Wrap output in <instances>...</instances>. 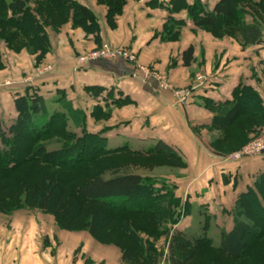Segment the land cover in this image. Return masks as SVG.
<instances>
[{"label":"crops","instance_id":"crops-1","mask_svg":"<svg viewBox=\"0 0 264 264\" xmlns=\"http://www.w3.org/2000/svg\"><path fill=\"white\" fill-rule=\"evenodd\" d=\"M67 1L86 7L98 24L97 30L73 26L70 13L57 32L49 26L45 28L49 40L45 54L23 50L17 58L2 44L0 90L4 94H0V100L5 99L6 103L5 108L0 103V117L13 121L15 116L7 118L15 114L13 98L23 93L27 84L45 99L62 90L74 107L86 113L85 105L95 106L98 100L86 86L113 88L128 98L127 103L113 108L111 119L114 125H120L115 129L117 133L127 144L136 140L147 148L162 140L169 145L184 160L188 172L183 177L167 178L176 185L178 196L190 195V204L196 201L198 226L205 216L208 224L213 221L212 225L220 230L219 222L226 216L224 228L229 230L232 226L229 211L237 196L253 186L257 176L264 172V151L256 157L239 160L221 155L211 148L210 133L218 138L223 130L212 131L209 126L219 112L216 105L229 102L232 91L240 84L257 91L264 106V43L244 44L239 35L208 37L194 26L183 8L173 14L184 22L178 38L163 41L160 33L169 16L171 0H126L121 13L112 19L107 17V6L97 0ZM200 1L211 10L218 0ZM28 5L38 18L34 3L29 0ZM86 20L83 21L89 25V19ZM244 22L253 23L250 15L245 16ZM261 31L264 39V24ZM104 44L133 51L141 65L165 74L172 89L186 88L185 103L177 104L171 89L159 88L152 76L125 60L76 64L79 53ZM190 46L192 60L185 66L184 53ZM45 64H50L52 69L35 75L34 69ZM30 75L29 83L26 78ZM190 218L191 214L183 218L180 231L198 228ZM0 264L123 263L116 249L99 244L87 233L60 229L50 215L40 211H18L12 215L0 213Z\"/></svg>","mask_w":264,"mask_h":264},{"label":"trees","instance_id":"trees-1","mask_svg":"<svg viewBox=\"0 0 264 264\" xmlns=\"http://www.w3.org/2000/svg\"><path fill=\"white\" fill-rule=\"evenodd\" d=\"M28 1L0 0V56L2 44L12 47L14 42L20 39L27 41V47L30 50L23 44L19 45L18 49L25 48L31 53L39 50L41 55L47 52L49 40L45 28L49 26L54 32H57L58 27L54 23L48 25L43 19L40 9L45 14H49L54 8L63 22L69 18L71 13L70 19L73 26H81L87 31L97 30L98 24L94 21L93 14L78 3L67 0H49L51 4L49 11V5L38 2V8L34 7L37 18L31 13ZM98 1L107 6V17L112 19L121 13L126 0ZM181 8L186 10L187 17L195 27L206 28L217 38L239 35L244 44L264 43L261 31L263 22L255 13V10H258L264 15V0H218L211 10H207L200 0H193L191 4L185 0H171L169 16L160 33L161 40L169 41L178 38L184 22L175 19L173 14ZM246 15H250L252 18L251 25L244 22ZM86 19H89V25L85 22ZM192 54L193 49L190 46L184 53L183 64L185 66L190 65ZM85 88L94 97H98L95 105L97 110L100 106L113 109L128 102L127 97L111 88L101 85H88ZM58 94L60 96L55 102L59 105L60 110L56 111L50 108L52 99H45L37 93L33 86L27 84L23 93H18L13 98L15 119L6 123L0 117V193L7 190L12 172H16L26 164L74 170L75 165L86 161L88 157H84V155L87 152L88 154L114 152L113 149L108 150L105 147V141L101 136L86 132L85 111L82 108L74 107L66 99L62 90ZM216 110L219 111V114L217 113L213 118L209 130L222 128L223 131L218 138L211 140L210 146L221 155H226L239 147L230 146L221 150V147L216 146L225 140L227 126L236 118L246 116L248 121L257 118L256 124L251 121L250 126L248 122L239 121L237 123V128L248 137L246 139H249L250 134L255 133L257 128L264 126L262 99L257 91L250 86L238 85L232 91V99L229 102L216 105ZM92 113L95 114V117L96 111H92ZM219 117H224V119H218ZM69 122L81 133L75 134L67 131L66 125ZM52 136L60 137V145L57 148L47 149L43 141ZM147 149L152 153H162L168 157L176 156L172 148L162 140H157L153 145L147 146ZM12 181V184H15L18 189L7 190L5 197L0 196V213L4 214V212H8L9 208L13 209L8 202L21 196L23 202H27L31 209L37 208L39 211L51 215L60 229L86 230L91 237L102 244L105 243V240L101 236L99 228L103 223L96 221L93 216L96 215L97 210H101L103 213V216L100 217L102 222L105 224L113 222L119 234L127 243L131 244V247H128L121 241L111 242L120 249L121 261L124 264H135L131 259L132 249L137 251L142 259H151L150 264H157L162 251L156 249V241L163 236L167 239L169 234L168 229L163 228L162 224L167 222L175 224L180 217L190 214L189 201H182V207H180L182 199L174 192V186H167L164 182L159 183L153 177L136 173H114L108 177L102 174L93 175L75 187L72 191L74 193L63 206H59L57 203L62 191L57 184L59 181L46 179L43 190L31 187V184L25 183L23 179ZM62 181L63 178L60 179V182ZM21 188L30 189L25 193L26 191ZM70 198L75 202H69ZM21 200L19 201L21 202ZM84 205L92 206V211L85 217L81 227L75 229L71 227L70 222L64 223V218L68 216L75 220L79 218L78 215L82 212ZM14 209L16 210V208ZM229 214L232 226L229 230L224 227L220 228L217 244H214L206 234L207 217H204L205 221L202 220L197 229L179 231L171 235L169 257L173 264H185L189 253L196 250L215 251L231 259H241L255 244L264 239V172L257 176L253 186L248 187L237 196ZM135 215L148 218V222L158 230H146L145 223L142 220L141 224L137 223V218L133 217Z\"/></svg>","mask_w":264,"mask_h":264},{"label":"rangeland","instance_id":"rangeland-1","mask_svg":"<svg viewBox=\"0 0 264 264\" xmlns=\"http://www.w3.org/2000/svg\"><path fill=\"white\" fill-rule=\"evenodd\" d=\"M30 1H32V3H34L35 8H38V2H40V4L49 5L50 6L49 11L51 9V4L49 3V0H30ZM251 9H253V8L251 7ZM39 11L41 12L43 19L47 22L48 25H53V23H54L58 28H60L61 22L63 23V21L61 20V16L55 12L54 8H53V10H51L49 12V14H45L43 12V10H41V9ZM255 13H256V16L264 24V15L261 14L258 10H255ZM201 30L206 32L208 37L212 36V37L216 38L215 35L213 33H211L209 30H206V28L205 29L202 28ZM235 37H238V35H236ZM202 38H203V41L207 40V38L201 37V39ZM204 39H206V40H204ZM21 44H23V45H25V47H27V41L24 39H20V40L15 41L12 47H7L6 44H4V45H5V47H7L8 50L13 52L17 58H20L19 56L22 55L23 50H26L25 48L18 49L19 45H21ZM107 45H109V44H107ZM101 46L102 45H100L98 47H101ZM109 46H111V45H109ZM98 47H95V48H98ZM112 47L120 48V49L121 48L126 49L122 46H112ZM95 48H93V49H95ZM126 50L131 51L129 49H126ZM26 51H28V50H26ZM87 51H90V50H87ZM84 52H86V51H84ZM131 52L133 54H135L133 51H131ZM81 53H83V52H81ZM81 53H79V54H81ZM116 59H121V58L107 59V60L110 61V60H116ZM19 61L22 62L21 60H19ZM89 63L90 62L79 63L76 60V64L78 66H85ZM129 63L134 65L135 68L141 70L140 68L136 67V64L141 65L138 62V57L136 54H135V61L129 62ZM141 66L146 67L145 65H141ZM50 68L52 69L50 64L49 65L45 64L42 67H37L34 69L35 75L43 74L47 70L50 71L51 70ZM146 68H150V67H146ZM141 71H143V70H141ZM143 72L146 75H150L149 73H146L145 71H143ZM263 75H264V72H263ZM31 77H32L31 75L28 76L26 78V82L30 83L32 81ZM156 83H157V81H156ZM5 84H9V82L6 81ZM111 89H113V88H111ZM172 90L173 89L171 88V91ZM1 92H3V89L0 90V94H4ZM4 92H5V90H4ZM59 96L60 95L58 93L57 94L52 93L51 96H48V98L52 99V101H50V108L55 109L56 111L60 110L59 105L55 102ZM0 103L3 104V105H1V108H5L4 103H6V100L5 99L0 100ZM84 109H86V111H87V113L85 112L86 113V132L95 133V134H98L99 136H101L105 141V147H107L108 150L113 149L114 152H110V153H106V154L94 153V152L88 154V152H87L84 155V157H88L86 159V161L78 163L77 165H75L74 170L66 169V168H60V167H51V166H42V165L39 166L36 164H26L23 167L19 168L16 172H12L11 179H9V182H8L9 186H7L8 191L9 190L13 191V190L18 189V187L15 186V184H12L13 183L12 180L16 181L19 179H23L25 183L31 184V187L36 188V189H40V190H43L42 188L45 186V180L46 179L59 181V183H57V184L62 191L59 194L60 198H59V201L57 203L59 206H63L65 203H67V199L74 193L72 191H74L75 187L80 182H82L83 180H85L89 177H92L93 175L102 174V175L108 177L114 173H120V174L121 173H136V174H140L143 176L153 177V178L157 179L159 183L164 182L167 186H174L175 187L174 192L177 194L176 185H174L170 180H168L167 177H169V176H178V177L181 176V177H183L188 172V170L186 168V164H185V162H183L184 160L180 157L179 154H176L175 157H173V156L168 157L162 153H159V154L152 153L146 147H142V145L144 144L143 142H138V141L136 142V140H135V142H129L127 144L124 141V137L121 136L120 134H118L117 131L115 130L120 125H114L113 119H111L113 117V109H110V107H106V106H100L99 109L97 110V106L86 107V105H85ZM92 111H94V112L96 111L95 117H94L95 114L93 115ZM14 116H16V113L13 115L9 114L7 118L11 119ZM14 119L15 118H13V120ZM256 120H257V118L250 119L248 121L246 116L236 118L233 122L228 124L227 135H226L225 140L222 142H219L218 144H216V146L221 147L220 148L221 150L227 149L230 146H233V147L239 146V147H237L236 150L227 153V157H229V155L241 150L243 147H245L247 144H249V142H251L255 138L264 136V126H260L261 128H257L255 133H253L252 135L250 134L249 139H246V138H248L246 136V134L237 128V123L239 121L246 122V123L248 122V124L250 126L251 121L253 122V124H256ZM5 122L10 123L9 121H5ZM66 130L69 132H73L75 134L81 133L80 130L73 128V126L70 122L66 125ZM210 134L209 135L213 141V139H214L213 134L214 133H210ZM62 140L63 139L61 138V142H62ZM43 143L46 145L47 149L57 148L60 145V137L52 136L51 138H46L43 141ZM121 147H124V148H121ZM177 157H179V158H177ZM62 178H63V181L60 182V179H62ZM28 189H30V188H28ZM28 189L24 188L22 190L23 191L25 190L26 191L25 193H27ZM7 190H4L3 191L4 193H0L1 194L0 196L5 197L7 195L6 194ZM44 190H45V188H44ZM57 191H58V189L56 188V192ZM20 197L13 198L12 200L10 199L11 202H8V204H10L13 209L10 210V208H9L7 213L4 212V215H12L18 211H34V212L39 211V209H37V208L31 209L29 207V204L27 202L26 203L23 202V198H20ZM188 198H191L190 195H186L185 197L183 196V198H181L182 200L180 203V207H182V201H185V200L188 201ZM197 198H199V196ZM20 199H22L21 202L19 201ZM69 202L74 203L75 201L72 198H70ZM194 203H196V201H194L193 204L188 203V205H189L188 210L190 211V214H191L190 219H192V223L195 224V227H196V226H198V224H197L198 218H200V217L197 216L198 209H197L196 204H194ZM254 207H256V206L254 205ZM14 208H16V210ZM76 208H77V204H76ZM181 210H183V209L181 208ZM76 211H78V209H76ZM90 211H92V206L84 205V207L82 208V212H80L78 215L79 218H76V220H75V218L68 216V217L64 218V223L70 222L71 227L75 228V229L78 227H81L82 222L84 221L85 217L88 216ZM40 212H42V211H40ZM42 213H44V212H42ZM1 214H3V213H1ZM44 214H47V213H44ZM95 214L96 215H93L95 217V220L100 222L101 224L102 223L104 224V225L102 224L100 226L99 231L101 232V236L104 238L105 243H102V244L99 243V244L105 245L108 247H112L113 249H116L120 253V258H121L120 249L117 246L113 245L111 242H113L114 240L121 241V243H123L124 245H128V247H131L130 246L131 244H129V242L127 243L125 241V239L119 234V232L116 230V227L114 226L113 222L112 223H106V224L104 222H102L100 217L103 216V213L101 210H97V212ZM47 215H49V214H47ZM128 216L131 217V215H128ZM133 217L137 218V220L139 221V222L137 221V223L141 224V220H142L145 223V229L146 230H148V231H157L158 230V228H156L155 226L150 224V222H148V218H146L144 216H139V215H135ZM183 218L184 217H180L179 221L175 224H171L168 222L162 224L163 228L168 229L169 234L167 236V239L165 236H163V237H160L158 241H156V249L158 251H162V255L158 258L157 264H173L172 259L169 257L170 256L169 246H171L169 243V238L171 235H174L180 231L178 227L181 224V221H183ZM202 220L205 221L204 218H202ZM226 221H227V218L225 216L222 218V220L219 223H221V226L224 227V224L226 223ZM212 223H213V221L209 222V224H208L209 229H206V230H207L208 235L209 236L211 235L212 239L214 240V242H215L214 244H217L219 241L217 239L219 238V231L220 230L215 228L212 225ZM77 231L87 233L88 235H90L86 230H77ZM90 237H91V235H90ZM91 238L93 240H95L93 237H91ZM96 242H98V241H96ZM131 259L134 261L135 264H150L151 263V259H149V260L142 259V257L139 256V253L137 251H135L134 249H132ZM185 264H264V239L261 240L258 244H255L254 247L246 254V256L241 258V259H237V260L231 259V258L223 256L220 253L215 252V251L196 250L194 252L189 253V257H188Z\"/></svg>","mask_w":264,"mask_h":264},{"label":"built area","instance_id":"built-area-1","mask_svg":"<svg viewBox=\"0 0 264 264\" xmlns=\"http://www.w3.org/2000/svg\"><path fill=\"white\" fill-rule=\"evenodd\" d=\"M115 58H121L128 62H134L135 54L123 48L121 49L114 48L112 46L104 44L101 47L79 54L76 57V60L79 63H88L96 60H107V59H115ZM136 67L140 68L146 73H149L150 76H152L157 81L159 88L171 89V86L169 85L165 74L150 70L139 64H136ZM172 92L177 104L185 103L186 98L188 97V90L186 88L173 89ZM263 151H264V136H261L249 142V144H247L241 150L229 155L228 158H232L236 160L243 158H252L261 155Z\"/></svg>","mask_w":264,"mask_h":264}]
</instances>
